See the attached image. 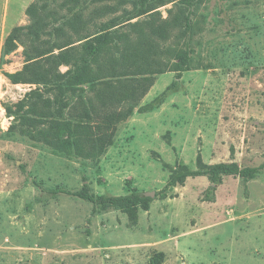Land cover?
<instances>
[{"label":"rangeland","instance_id":"obj_1","mask_svg":"<svg viewBox=\"0 0 264 264\" xmlns=\"http://www.w3.org/2000/svg\"><path fill=\"white\" fill-rule=\"evenodd\" d=\"M33 1L0 0V264H264V166L246 181L224 176L212 200L203 175L160 194L180 166L264 165V0H202L180 40L189 67L155 75L97 162L11 129L18 120L7 107L37 85L4 76L25 62L22 46L2 59L1 46L12 27L30 22L25 10ZM86 1L88 16L96 4L115 7L101 20L132 8L127 0ZM177 1L122 22L115 34L135 37L152 19L161 25ZM179 33L169 31L160 48L175 47ZM89 87L76 93L93 95ZM83 182L96 196L154 194L147 208L92 212L88 201L48 192Z\"/></svg>","mask_w":264,"mask_h":264},{"label":"trees","instance_id":"obj_2","mask_svg":"<svg viewBox=\"0 0 264 264\" xmlns=\"http://www.w3.org/2000/svg\"><path fill=\"white\" fill-rule=\"evenodd\" d=\"M127 1L132 4L128 13L102 20L101 17L114 11L113 5L96 4L90 16L84 14L89 7L86 0H35L27 6L25 12L30 22L12 27L1 46V59L22 46L25 62L21 69L5 71L4 76L13 84L37 85L14 105V110L7 107V112L18 120L11 129L43 141L59 152L70 150L84 160L97 162L112 144L116 124L131 115L155 75L167 67L176 71L189 67V52L181 49L187 44L185 41L181 44L180 40L189 31L192 15L202 0H178L175 12L170 10L161 25L152 19L149 30L136 31L135 37L116 35L114 27L175 0ZM176 28L180 33L175 47L160 48L159 40H165L169 31ZM165 52L177 61L169 64V56L162 57ZM93 84L99 86L92 89ZM83 85H90L93 95H87L82 88L81 93H76L77 87ZM73 94L75 102L70 106ZM66 108L68 118L63 116ZM62 133L67 138H61ZM263 166L239 167L235 162L199 163L197 169L180 166L171 173L160 194L165 196L169 187L187 177L203 175L209 182L205 197L212 200L224 176L238 175L246 181ZM48 192L88 201L92 212L137 203L147 208L149 200L142 193L133 192L96 196L86 182L75 190Z\"/></svg>","mask_w":264,"mask_h":264},{"label":"water","instance_id":"obj_3","mask_svg":"<svg viewBox=\"0 0 264 264\" xmlns=\"http://www.w3.org/2000/svg\"><path fill=\"white\" fill-rule=\"evenodd\" d=\"M153 194L154 193L152 191L151 192H144L143 193L144 196H153Z\"/></svg>","mask_w":264,"mask_h":264}]
</instances>
